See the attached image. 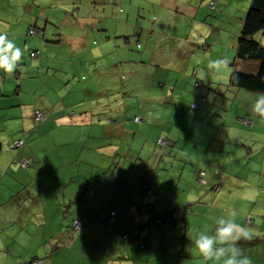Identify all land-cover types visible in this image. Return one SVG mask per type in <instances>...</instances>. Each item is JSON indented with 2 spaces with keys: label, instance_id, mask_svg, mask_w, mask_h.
<instances>
[{
  "label": "crops",
  "instance_id": "obj_1",
  "mask_svg": "<svg viewBox=\"0 0 264 264\" xmlns=\"http://www.w3.org/2000/svg\"><path fill=\"white\" fill-rule=\"evenodd\" d=\"M114 1L120 5L127 0ZM223 1L218 2V9L227 4L230 12L234 3L243 7L236 16L238 21H229L228 31L202 28L199 18L205 16L203 21H207L212 15L217 16L203 0H128L124 21L115 20L114 16H121H117L118 6L111 0H0V34H7L23 51L13 73L0 71V264H26L32 258L40 259V264H205L194 251L195 235L188 239L187 230L202 223L206 211H212L216 219L235 211V221L253 234L251 240H241L238 246L253 264H264V250L255 248L260 237L264 240V179L261 186L252 184L259 200L254 204L251 201L249 206L251 212H258L257 219L239 209L246 206L245 198L241 207L234 204L238 200L233 188L235 172H250L238 168L241 161H250V144L241 145L246 160L232 153L222 158V148L216 149L213 141L209 144V128L199 126L194 137L184 130L187 138L184 146L178 148L181 153L172 155L162 150L160 158L177 157L179 162H191L195 172H169L159 166L153 169L148 160L154 149L149 148L142 149L145 154L135 158L141 161L143 172H122L121 136L132 133L120 120L128 117L126 111L120 107L106 111L75 100L105 92L101 80L96 81L107 65L114 77L117 70H129L131 74L126 78L131 81L127 87L134 97L132 92L138 94L137 89L145 87L149 92L160 81L164 83L158 87L164 88L166 83L170 86L176 78L171 64L176 67L178 57L182 58L180 64L186 58L180 49L182 43L185 48H208L207 42H215V37L220 40L227 33L230 44L235 45L247 3ZM145 7L149 9L147 17L153 20L140 16ZM134 17L143 22L149 20V27L142 29L145 25L139 26ZM173 17L178 21L187 18L190 34L193 30L197 34L181 42L172 37V42L160 45V37L172 25ZM30 28L35 35L28 33ZM138 30L140 35L136 34ZM131 32L136 37L130 38ZM91 33L100 38L95 47L90 45ZM136 43L140 53L131 51ZM197 53L194 51L177 69L185 72ZM214 55L217 53H211L210 58ZM223 69L226 71V67ZM226 73L229 76L230 70ZM207 83L210 90L222 85L210 80ZM171 91L174 92L173 87ZM166 95L169 96L165 91L157 95L162 107ZM199 95L198 90L197 97L201 99ZM147 108L143 112L145 120ZM197 110L198 106L194 116L200 113ZM152 112L155 115L147 113L148 123L138 129L156 128L161 137L166 133L164 140L173 151L184 136L180 122L170 111L160 109V104L158 109L153 106ZM135 117L138 120L134 121ZM139 122L142 120L135 115L131 128ZM242 122L252 125L251 121ZM15 141L21 144L11 148ZM189 141L191 148L184 153ZM153 156L156 160L159 157ZM24 159L28 160L26 168L20 165ZM198 171L203 172L205 184L195 180ZM90 189L92 195L88 194ZM222 190L224 196L219 193ZM213 192L218 195L212 196ZM210 197L209 203L206 200ZM145 204L150 212L141 210ZM110 212H114L112 223L107 222ZM166 213L172 216V226L152 220L151 215ZM76 218L80 219L78 232L71 227Z\"/></svg>",
  "mask_w": 264,
  "mask_h": 264
},
{
  "label": "rangeland",
  "instance_id": "obj_2",
  "mask_svg": "<svg viewBox=\"0 0 264 264\" xmlns=\"http://www.w3.org/2000/svg\"><path fill=\"white\" fill-rule=\"evenodd\" d=\"M88 1H94V0H88ZM111 3H116L118 6L116 14V17L114 16L116 21H124L126 19V16L128 15V0L122 1L120 5L118 2L111 0ZM120 1V0H119ZM251 0H245L240 1V5H246L245 12L248 9L249 3ZM218 2L224 3L223 0H203V4L211 10L214 8V13H216V17L212 15L211 17L208 16V13L206 14L208 17L207 21H203L205 19V16H202L199 18L201 20L202 28L208 29V28H218L220 30H227L226 26H230L231 18H233V22H237V14L239 11L243 12V7L235 5L234 2L231 1V4L234 3L230 12H229V5L223 4V9H218ZM112 5V4H111ZM109 5V7H111ZM140 7V6H138ZM121 8V9H120ZM146 8V7H145ZM148 10H146L142 13V17L145 16V19H149L150 21L154 18L147 17ZM221 10V11H220ZM206 16V17H207ZM124 17V18H123ZM236 19V20H235ZM135 21H139L140 18L134 17ZM148 21H139L138 25L143 26L142 29H147L149 27L150 22ZM230 21V22H229ZM172 25L168 26L165 32L162 33V36L160 37V45H163V43L172 42V37H174L176 42H181L186 40V37L194 38L197 32L193 30L192 34H190L191 29H189L190 21L187 18H179V21L176 17H173L171 19ZM129 23L134 25L131 20H129ZM173 26V27H172ZM240 27H238L236 34L240 31ZM139 28V27H138ZM212 28V29H213ZM211 29V30H212ZM210 30V29H209ZM228 31V30H227ZM230 31V30H229ZM224 31H222L223 33ZM136 34H141L140 30L136 32ZM136 34L133 32L129 33L128 36L130 38L136 37ZM117 35V34H116ZM118 36V35H117ZM121 36V35H119ZM144 36V34H143ZM142 36V37H143ZM236 36V35H235ZM215 42L212 41L207 42V47L204 45L202 46L198 45L194 48H189L190 45H188V48L182 47L184 46V43L181 45V50H184V55H186V58L183 59V61L180 64V61L182 58L178 57L176 59V67L174 66V63L171 64V69L174 71V75L176 76L175 80H172L170 82V86H168V83H166V86L164 88L158 87L159 83H164V81H160L158 83H155L157 87L153 86L150 91L148 92L149 88L145 87L143 90L137 89L139 92L136 94L135 92H132L133 96L131 95V92L129 88L127 87L128 83L131 81L130 77L126 78V75H130L131 73L129 70L120 69L116 71L117 76L114 77L113 70L109 68V65H107L104 69L103 76L98 78L96 81L97 83L101 80V84L105 86V92H100L99 96L96 97H77L76 99L83 100V102H86L88 105L93 104L95 107H101L106 109V111H112V109L116 107L124 108V111L127 113V118L122 119L121 121H124L128 128L127 130L130 132L132 129V133H123L121 136V150L120 154L123 155L122 160L124 164L123 171L122 172H143V166H141V161H135V158L138 155H143L144 151L142 149H150L149 151H152L154 149V154L156 156L159 155L158 159L152 155L150 156L148 160V164L153 167V169H157V167H161V169H167L169 172H186L188 174L190 170L192 172L196 171L195 166L193 168L192 165L190 167L191 162H185V161H178L177 157H171V159H167L166 157L163 158V160H160L161 158V152L162 150H165L166 152L172 153L174 155V152L181 153L178 148H182L184 146V141L187 138L185 135V132L187 134H191L192 137H194V133L196 131V128L199 126L204 128H209L208 133L210 135V142H214V147L218 149L219 147L222 148V158L226 156V154H234L238 156H243L241 159L246 160V154L244 151H242L244 148L241 145H248L250 144L251 152L253 154L250 156V161L243 162L241 161L238 166L240 170H250V172H235L234 177V185L233 187L235 189V194L238 193V200L234 201V204L242 205V199L245 198V204L246 206L244 208H239L240 210L248 211L247 215L251 219H257L258 215L256 210H253L251 212L250 210V202L252 201V204L258 203V196L256 187L254 190V187H252V184L258 186H261V182L264 179V172H261L262 169H264V119L260 118L258 115L254 114L251 111V105L252 100L257 93L248 92L242 89L233 88L229 84V76L231 73V64L234 62L235 59V49L234 45L230 44L232 41H229L228 34L224 33V35L221 36L220 40H217V37H215ZM192 40L190 39L189 42ZM234 41V40H233ZM121 42L123 43V38H121ZM223 42V43H221ZM100 43V38L96 35L91 33L90 34V45L91 47H95ZM203 42H199V44H202ZM137 43L135 44V47L131 49V51H136L140 53V50L137 49ZM200 46V47H199ZM232 46V47H230ZM210 47V48H209ZM222 49V50H221ZM221 50V52H218ZM194 51L198 52L196 55L192 57V62L188 64L186 67V71L183 72L181 70H178L177 67L184 64V61L188 60L191 55L194 54ZM169 52V51H168ZM211 53H217V55H214L212 59L210 58ZM216 58H218L219 61H224L225 63L219 65L218 67L214 64L215 61H218ZM253 64V65H252ZM256 63H239L238 69L249 73V72H255L256 70ZM255 66V67H254ZM142 67L145 68V66L142 65ZM226 67L225 69H223ZM158 69L157 67H155ZM162 68V66H160ZM152 68L149 69V71ZM227 70H230L229 76H226ZM224 71V74H223ZM192 72L195 73V76H192ZM184 78V79H182ZM213 81L217 84H222L220 86H217L214 90H210L207 86V81ZM198 83L199 86L195 87L194 84ZM171 87V88H169ZM173 87L174 92L171 91ZM164 90L169 94L166 95L167 97L162 98L163 101H166V104L164 106H161V98L160 96L157 97V95H162L160 90ZM199 90L201 99H198L197 92ZM154 92V93H153ZM158 92V93H157ZM172 92V93H171ZM154 94V95H153ZM190 103H195L198 106L197 112L200 110V113L196 116H194V111H191ZM164 109L166 112L170 111L173 113L174 117L177 121L180 122V132L184 133L183 138L180 140V145L176 146L174 150L172 151L168 146H161L159 144H155L156 138L160 137L159 139H166L167 134H164L162 137L159 136V132L156 130V128L153 129H142L141 131L138 129L140 125H143L145 123H148L149 116H153V106L155 109L159 108ZM140 107V109H139ZM148 107V108H147ZM149 109V113H146V120L144 117V111ZM141 113V115H140ZM135 115H138V117L142 120V122L134 123L133 128L132 122L133 117ZM155 115V114H154ZM167 116L169 114L167 113ZM109 117V116H108ZM112 117V116H110ZM173 120L170 118V121ZM242 120L250 121L252 122V125L250 123V126L248 124H245L242 122ZM195 122H197V125H195ZM151 125H153L151 123ZM135 126V127H134ZM151 128L150 126H148ZM185 130V132H184ZM168 133V132H167ZM166 135V136H165ZM135 136V139L132 140V137ZM158 140V139H157ZM168 141H172L169 140ZM119 142V139H118ZM190 144L189 141L186 147V150H184V153H188L190 150ZM160 146V147H159ZM173 146V145H172ZM193 146V145H192ZM213 148V147H212ZM228 152V153H227ZM197 153V152H196ZM128 154V155H126ZM202 156V154L200 155ZM240 156V157H241ZM156 160V161H155ZM163 161V162H161ZM222 163V162H221ZM136 165V167H134ZM166 165V166H165ZM219 165V164H218ZM165 166V168H164ZM160 169V170H161ZM203 169V168H202ZM199 172V171H198ZM195 180L198 182L197 178ZM244 182V183H243ZM200 184V183H199ZM201 185V184H200ZM240 186V187H239ZM242 186V187H241ZM239 187V189H238ZM210 186H207L206 190H209ZM247 188L249 189L247 193ZM201 190L202 186H201ZM204 193V191H202ZM220 195L224 196L225 192L223 190ZM218 195V193H212V196ZM234 194V195H235ZM92 195V194H91ZM226 195H228L226 193ZM263 196L260 197V200ZM206 201H211L210 199ZM226 207V206H225ZM226 210L229 208L226 207ZM225 210V211H226ZM215 214L212 211H206L203 215L202 223L200 222L199 225L189 226L187 230L188 239L191 234L195 235L200 230H208L211 231L215 228ZM164 228V227H163ZM180 233L183 234L182 228H179ZM257 245H255V248H262L264 250V240L263 237H260V240L257 241ZM262 254V252H261Z\"/></svg>",
  "mask_w": 264,
  "mask_h": 264
},
{
  "label": "clouds",
  "instance_id": "obj_3",
  "mask_svg": "<svg viewBox=\"0 0 264 264\" xmlns=\"http://www.w3.org/2000/svg\"><path fill=\"white\" fill-rule=\"evenodd\" d=\"M23 51L7 34H0V71L13 73L22 60ZM224 61H215L218 67ZM251 111L264 119V93L255 94ZM235 211L228 217L221 216L215 220L214 230H200L192 240L194 251L203 258L205 264H253L252 259L239 247L241 240H251L250 229L237 223Z\"/></svg>",
  "mask_w": 264,
  "mask_h": 264
},
{
  "label": "trees",
  "instance_id": "obj_4",
  "mask_svg": "<svg viewBox=\"0 0 264 264\" xmlns=\"http://www.w3.org/2000/svg\"><path fill=\"white\" fill-rule=\"evenodd\" d=\"M30 29L28 32L29 34H31ZM32 35H35L34 30H33ZM234 49H235V59H234V62L231 64L232 69H231V73L229 76L230 86L233 88L242 89L248 92L264 93V0H251L250 1L248 9L242 21L240 31L238 33V36H237V39L234 45ZM256 62H258V64H256L255 72L246 73L238 69L239 63H250L251 64V63H256ZM198 86L199 84L195 83V87H198ZM191 104H195V103H190L189 109L191 111H195L196 107L192 109ZM136 119L138 120V118L135 117L134 121H136ZM13 143L11 144V146L13 145ZM167 144L165 146H167ZM145 193L146 195H148L149 194L148 190ZM92 194H93V191H92ZM143 206L147 207L151 211L150 207L147 204ZM151 216L153 217L152 220L155 223H156V220L162 221L156 224H164L167 226L173 225L172 216L169 213H166L162 216L160 215H151ZM167 218H170L171 220L169 224L165 223L166 221H164ZM76 219H73L72 222ZM34 261H38V263L36 264L41 263L40 259L32 258L26 264H32V262Z\"/></svg>",
  "mask_w": 264,
  "mask_h": 264
},
{
  "label": "built area",
  "instance_id": "obj_5",
  "mask_svg": "<svg viewBox=\"0 0 264 264\" xmlns=\"http://www.w3.org/2000/svg\"><path fill=\"white\" fill-rule=\"evenodd\" d=\"M30 33H31V34L33 33V30H32V29H30ZM195 107H196V104H191V108H192V109L195 108ZM36 115H37V117H40V114H39V113H36ZM136 120H137V119H136ZM243 121H245V120H243ZM157 143H158L159 145H161V146H165V145L167 144V141L164 140V139H158V140H157ZM20 144H21L20 141H15V142L13 143V145L11 146V148H16V147L19 146ZM20 165H21L23 168H26V167L28 166V160H26V159L22 160V161L20 162ZM202 175H203V172H199V177L197 178V180H198V182H199L200 184H205V181L203 180ZM215 189H217L216 186H215ZM88 192H89V194H92V190H88ZM141 210H143L144 212H149V209H148L147 207H144V206L141 207ZM113 220H114V213L111 212V213L109 214L108 218H107V222H108V223H112ZM164 221H166L165 223L169 224L171 220H170V218H167V219H165ZM160 222H162V221H161V220H156V223H160ZM71 226H72V228H73L76 232H78V231H79V228H80V220H78V219L74 220V221L72 222ZM36 263H38V261H34V262H32V264H36Z\"/></svg>",
  "mask_w": 264,
  "mask_h": 264
},
{
  "label": "bare ground",
  "instance_id": "obj_6",
  "mask_svg": "<svg viewBox=\"0 0 264 264\" xmlns=\"http://www.w3.org/2000/svg\"><path fill=\"white\" fill-rule=\"evenodd\" d=\"M197 107V106H196Z\"/></svg>",
  "mask_w": 264,
  "mask_h": 264
}]
</instances>
